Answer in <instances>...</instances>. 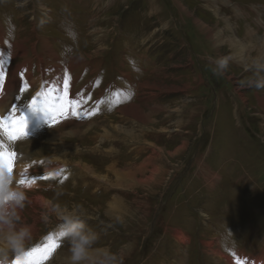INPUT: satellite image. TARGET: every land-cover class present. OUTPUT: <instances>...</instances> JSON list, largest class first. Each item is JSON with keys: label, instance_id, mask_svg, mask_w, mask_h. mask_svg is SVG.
<instances>
[{"label": "rangeland", "instance_id": "obj_1", "mask_svg": "<svg viewBox=\"0 0 264 264\" xmlns=\"http://www.w3.org/2000/svg\"><path fill=\"white\" fill-rule=\"evenodd\" d=\"M222 3L0 0L5 80L29 59L38 82L31 85L23 70H17L16 91L5 109L0 102V118H12L0 122V151L24 154L20 165L35 161L29 172L36 176H28L29 186L22 187L27 200L20 213L32 227L29 252L56 245L40 258L36 255L37 264L57 263L62 252L69 255L67 242L58 236V221L43 219L46 203L38 198L82 205L87 224L100 234L99 245L124 248L123 264H229L230 258L232 264H242L243 255L248 262L264 258V104L258 100L264 98V88L239 86L249 76L240 61L243 51L254 55L264 49V0ZM69 27L74 40L67 35ZM246 27L254 29L252 38ZM183 38L186 47L181 46ZM24 39L13 53L10 47ZM24 47V57H16ZM237 51L242 53L219 74L206 65ZM206 53L208 58H202ZM38 55L47 72L43 78ZM70 63L80 65L71 69ZM202 73L207 76L199 84L195 81ZM208 83L211 88H204ZM9 84L14 87L12 80ZM93 87L98 93L90 94ZM233 89L240 96L234 97ZM34 98L36 110L28 104ZM69 101L73 118L64 110ZM130 105L149 112V122L122 114ZM51 111L56 123L42 122ZM69 119L79 122L75 127L84 134L64 137L72 127L64 122ZM113 123L133 129L138 137L121 134L109 125ZM104 125L111 133L101 141L96 135ZM62 139L78 144V150L63 154L57 147ZM16 165L14 159L13 173ZM122 168L137 178L149 176L148 181L130 179L116 186L123 182L116 178ZM112 198L122 207L114 216L106 213ZM182 235L185 242L179 240Z\"/></svg>", "mask_w": 264, "mask_h": 264}, {"label": "clouds", "instance_id": "obj_2", "mask_svg": "<svg viewBox=\"0 0 264 264\" xmlns=\"http://www.w3.org/2000/svg\"><path fill=\"white\" fill-rule=\"evenodd\" d=\"M66 32L69 38H76V33L70 27ZM236 58L233 55L216 57L213 71L219 74ZM240 61L249 76L239 86L264 88V51L253 55L244 50ZM26 200L27 195L16 184L13 172L0 162V264H12L13 259L26 264L28 260L32 227L23 222L20 215ZM52 218L60 225L59 238L67 242L68 264H123L124 248L113 250L109 246L99 245L100 234L87 224L82 205L50 199L45 204L43 219L48 221Z\"/></svg>", "mask_w": 264, "mask_h": 264}, {"label": "bare ground", "instance_id": "obj_3", "mask_svg": "<svg viewBox=\"0 0 264 264\" xmlns=\"http://www.w3.org/2000/svg\"><path fill=\"white\" fill-rule=\"evenodd\" d=\"M221 2H223L224 4H229L228 3V0H220ZM222 3V4H223ZM214 8V7H213ZM241 11V9L239 8V6H235V12L236 13H239ZM222 20V19H221ZM248 22V21H247ZM197 25L199 26V31H204L203 30V26L202 25H200L199 23H197ZM247 25V24H246ZM249 27V26H248ZM248 27H246L245 29H247L246 31V33H247V35H248V37H250V38H252L251 37V35H254L253 34V28H248ZM256 34V33H255ZM264 35V34H263ZM216 36L217 35H208L207 34V37H211L213 40H215L216 39ZM219 36V35H218ZM222 36V35H221ZM264 37V36H263ZM262 37V38H263ZM210 38V39H211ZM223 38V37H222ZM250 38H248V40L247 41H250L251 42V40H250ZM262 38H260L259 37V39H262ZM3 39H4V31H3V29H1L0 30V48H1V45L3 44ZM20 40V39H19ZM25 40H27V39H24V40H21V41H18V43L17 42H15L11 47H10V49H11V51L14 53V51H15V45L17 44H21L22 42H24ZM29 40V39H28ZM235 40H237V42L239 43V44H242L238 39H236L235 38ZM218 41V40H217ZM220 41H222V39L220 40ZM219 41V42H220ZM229 41H231V39L229 40ZM233 41V40H232ZM41 42V41H40ZM212 42V41H211ZM237 42L235 43V44H237ZM249 42V43H250ZM48 44V41H44V45H46V49H47V52L49 53V54H52V48H50L49 47V44ZM232 44V43H231ZM218 45V43H215L214 44V46H215V48H216V46ZM234 45V44H233ZM249 46H251V44H249L248 45V47ZM255 46V45H254ZM243 49H245L244 48V46H241ZM247 47V46H246ZM25 48L26 47H24V48H21L18 52H16V57H19V56H22V57H24V55H25ZM45 48V47H44ZM234 48V50H236L235 48V46L233 47ZM253 48V47H252ZM52 49V50H51ZM258 49V48H257ZM262 49V48H261ZM260 49V51H264V49H262L261 50ZM2 51H3V57H2V59L0 60V71H2V67L4 66V64H5V60H6V56H5V54H6V47H5V49L4 48H2L1 49ZM54 51V50H53ZM257 51H259V50H257ZM46 52V51H45ZM45 52L43 53V54H45ZM242 52H239V51H237L236 53H234L235 55H233V56H239V54H241ZM39 54V53H38ZM47 56H48V54H47ZM53 56V55H52ZM13 57H14V55H13ZM241 57V56H240ZM42 58L43 57H41V55H38V60H39V65H40V71H41V73H42V76H41V78H43L46 74H47V72H44L45 70L43 69V63H42ZM55 59V58H54ZM30 62H32L31 60H29V59H27L24 63H22V64H17L16 66H15V68L12 70V72H11V77L12 78H8V79H6L5 80V86H4V91L3 92H0V102H1V104H2V107H4V109L6 108V105H7V101L10 99V97L12 96V93H14L16 90H15V88L18 86V78L16 77V76H13V75H16L17 74V70H23V73L26 75V77H27V79L30 81V84L32 85V84H37L38 82H37V80L36 79H34V76L32 75V72L30 71V67H31V63ZM238 64V63H237ZM77 65H80L79 63H70V66H69V68H71V69H74ZM48 67V66H47ZM43 69V70H42ZM62 73V72H61ZM63 74V73H62ZM51 78H49V80H50ZM10 80H12V82H13V85H14V87L11 85V84H9L8 86H7V84L9 83V81ZM149 80V79H148ZM40 81V80H39ZM37 82V83H36ZM40 84V83H39ZM7 86V87H6ZM51 84H50V86L49 87H47L46 89H47V91H48V93L50 92V89H51ZM47 91L46 92H44V93H47ZM77 92V91H76ZM43 93V92H42ZM41 93V94H42ZM79 93V92H78ZM3 94V95H2ZM10 94V95H9ZM1 95H2V97H1ZM56 96L55 95H53L52 96V99L53 98H55ZM61 97H62V95H61ZM264 98H260V97H258V100H259V103L261 104V105H263L264 104V100H263ZM71 100V99H70ZM65 101H66V98H65ZM28 104L30 105V107H32V109H34V110H36V108H37V106H33V103H30V102H28ZM70 105H71V102L69 101L68 103H67V105H65L64 106V110L66 111V115L68 116V117H70V118H73V116L75 117L76 115H74V114H71V113H69L68 112V110H69V108H70ZM237 107V106H236ZM54 109H56V112L58 111V109H59V102H57V104H55V107H54ZM24 110H25V108H24ZM128 110H130V111H128ZM2 111H3V109H2ZM52 111H53V109H52ZM51 111V113H48L47 114V116H45L44 117V119L42 120V122L43 121H48V120H52V116L54 115L53 114V112ZM122 114H124V115H129V116H131V117H134L135 119H137V120H140V121H142V122H144V121H147L148 119L150 120V118H149V116H150V114H149V112H147V113H145V112H141V110H139L138 109V107L137 106H134V105H130V106H126V107H124L122 110ZM87 111H85V113H86ZM27 114V113H26ZM59 114V113H58ZM76 114V113H75ZM239 117H240V115H239ZM129 119H130V122L132 121V119L130 118V117H128ZM151 119H152V117H151ZM8 121V120H7ZM6 121V122H7ZM134 121V120H133ZM153 121H154V119H153ZM41 122V123H42ZM66 124H68V125H71L72 127H68V129H66V130H70V131H66V132H64V133H62V135L64 136V137H73V138H76V136L77 135H81V134H84V132L85 131H80V130H77L78 129V127H75V125L76 126H79V122H77V121H72V120H70L69 119V121H67V120H65L64 121ZM147 122H149V121H147ZM9 123V122H8ZM8 123L6 124L8 127H9V125H8ZM109 123H111V122H109ZM64 124V123H63ZM89 125V124H88ZM110 126H112V127H114L117 131H119V132H121V134H127L128 136H132V138H133V136H135L136 138L138 137V135H135L134 134V130L133 129H125L124 127H120V126H118L116 123H113V124H109ZM133 125V124H132ZM13 132H16L17 130H14V129H12L11 127H9ZM70 128V129H69ZM32 132V131H31ZM111 132L107 129V125H104V126H102V132L100 133V134H98V135H96V136H98L99 137V140H103V139H106L107 138V136H109V134H110ZM29 134H31V133H29ZM64 137H63V139H64ZM60 139V138H59ZM61 140L60 141V143L59 144H57V147H59L60 148V151L64 154V153H68V152H73V151H77L78 150V144H68V143H66L64 140ZM143 139V138H142ZM145 140V139H144ZM143 141V140H142ZM147 141V140H146ZM59 142V141H58ZM53 143V142H52ZM57 143V142H56ZM127 143V142H126ZM146 143V142H145ZM33 144V143H32ZM31 144V145H32ZM128 144V143H127ZM140 144H142V143H140ZM185 146V144H182V146L181 147H184ZM34 147V146H33ZM32 147V148H33ZM54 147H56V146H54ZM53 147V148H54ZM146 147V146H145ZM181 147H178V148H180L181 149ZM98 148H100V145H97V146H95L93 149H95V151H96V149H98ZM158 148V147H157ZM175 149H177V148H175ZM180 149L179 150H176V152L174 151L173 153L174 154H178L179 153V151H180ZM160 150H161V148H160ZM59 151V150H58ZM16 154H15V156H14V159L16 160V163H17V165L14 167V171L16 170V172H14L13 174L14 175H17L16 176V184L20 187V188H22L23 187V189L24 188H27L29 185V182H27V180H28V176H30V177H32V176H36L35 175V173H31V172H29L30 171V164H32V163H35V161H32L30 164H26L25 163V165H20V161L22 160V159H26L25 158V155L23 154V156H22V154L21 153H19V152H15ZM56 153V152H55ZM78 153V152H77ZM62 154V155H63ZM173 154V155H174ZM152 155V154H151ZM150 158V157H149ZM0 159H2V157H0ZM41 159V158H40ZM58 159V158H57ZM157 159V158H156ZM155 159V160H156ZM66 160V159H65ZM159 160V159H158ZM23 161V160H22ZM22 161H21V163H22ZM38 161H40V160H38ZM42 161V160H41ZM68 161V160H67ZM29 163V162H28ZM77 163V162H76ZM140 163V162H139ZM194 163V162H193ZM24 164V163H23ZM71 164V163H70ZM78 164V163H77ZM35 165V164H34ZM44 165V164H43ZM159 165V164H158ZM32 166V165H31ZM137 167V166H136ZM131 168V167H130ZM32 169V168H31ZM86 169H87V172L89 171V170H91V168H89V167H86ZM111 171H114V165H111ZM49 170V169H48ZM95 170V169H94ZM140 170V169H139ZM132 171V170H131ZM160 171V170H159ZM162 171V170H161ZM174 171V170H173ZM49 172V171H48ZM134 172H135V170H134ZM144 172V171H143ZM154 172V171H153ZM21 173H23V177L21 176ZM41 173H42V171H41ZM46 173V172H45ZM160 173V172H159ZM49 174V173H48ZM66 174V173H65ZM114 174V173H113ZM135 174V173H134ZM133 173H131L130 171H129V169H119L118 171H117V173H116V178H118V181L119 180H123V182H116L115 184H116V186H117V184H122V183H126L127 184V181H130V179H132V180H137L139 183H143V184H145L147 181H148V177H144V178H140V177H136L135 175H134ZM68 175V174H67ZM106 175V174H105ZM134 175V176H133ZM156 176V175H155ZM174 176V175H173ZM81 177V176H80ZM84 177V176H83ZM82 177V178H83ZM107 177V176H106ZM105 177V178H106ZM18 178V179H17ZM25 179V183H24V185L22 186L20 183H19V181L21 180V179ZM42 178V177H41ZM115 178V177H114ZM107 180H109L110 178L109 177H107L106 178ZM161 179V178H160ZM163 179V178H162ZM76 180V179H75ZM112 180V179H111ZM168 181H170V179H168ZM109 182V181H108ZM151 182V181H150ZM157 182V181H156ZM181 182V181H180ZM166 183V182H165ZM111 184V183H110ZM115 186V187H116ZM120 186V185H119ZM126 189H127V186H126ZM130 189V188H129ZM41 197V196H40ZM115 199L116 198H112V200L109 202V204H108V209H106L107 210V214H110V215H112V213L113 212H119V211H121V209H122V207H120L119 205H116V201H115ZM39 203H46L42 198H38V200H37ZM113 204L114 205H116V208L113 206ZM121 213V212H120ZM120 215V214H119ZM121 216H123V215H121ZM120 216V217H121ZM35 226V225H34ZM53 232V231H52ZM185 236H181V237H179V240L180 241H182V242H185V238H184ZM187 238V237H186ZM44 243V242H43ZM128 244V243H127ZM130 244V243H129ZM47 246V244H44V245H42V246H38L36 249L37 250H39V251H37L36 252V254H35V257H36V255H37V258H40V256H42V253H44V251H43V249L45 248ZM128 255V254H127ZM130 255V254H129ZM128 255V256H129ZM215 255H218V252H215ZM214 255V256H215ZM221 255V254H220ZM240 255V254H239ZM242 256V255H241ZM241 262H242V264H264V258H261V259H257V257L256 258H254L252 261H250V262H248L247 260H246V257H244V255L242 256V258H241ZM229 264H232V260H231V258H230V260H229V262H228ZM53 264H68V257H66V253L65 252H62V254L60 255V258L57 260V263H53Z\"/></svg>", "mask_w": 264, "mask_h": 264}, {"label": "snow or ice", "instance_id": "obj_4", "mask_svg": "<svg viewBox=\"0 0 264 264\" xmlns=\"http://www.w3.org/2000/svg\"><path fill=\"white\" fill-rule=\"evenodd\" d=\"M6 71H0V92H3L4 91V86H5V78H6ZM21 76L23 77V74H21ZM67 80H65V85L67 86ZM21 91H23V89H21ZM35 102V98L33 99V102H30V103H34ZM13 111H15V109H13ZM11 117H8V118H0V122H3L4 120H8V121H11ZM21 124L25 123V119L24 118H21V121H20ZM56 123V120L55 118H53L51 121H50V124H54ZM22 134L23 131H22ZM10 138L12 139H15L14 136H10ZM3 144L0 143V149H3ZM14 156H15V153H11V152H6V151H0V157H2V159H0V162H2L3 164H5L8 168V170L11 172L13 170V161H14ZM57 175H59V173H57ZM21 176L23 177V173H21ZM44 179H47L48 177H42ZM67 177H64V179H66ZM26 181L25 179H21L19 181L20 184H24ZM54 247H56V245L54 244H49L47 245L43 251L44 252H49L51 251ZM39 251L37 249H33L32 251H30L27 255H28V260L26 262V264H37V261L35 259V254L36 252ZM13 264H20L19 260H15L13 261Z\"/></svg>", "mask_w": 264, "mask_h": 264}, {"label": "crops", "instance_id": "obj_5", "mask_svg": "<svg viewBox=\"0 0 264 264\" xmlns=\"http://www.w3.org/2000/svg\"><path fill=\"white\" fill-rule=\"evenodd\" d=\"M256 27H258V25H256ZM181 46H182V45H181ZM183 47H184V46H183ZM184 49H185V48H184ZM204 57H205V58H208V57H207V53H206V56H204ZM206 65H207V66L214 67V64H213V63L206 64ZM162 69H163V67H162ZM202 77H203V76H202ZM202 77H200V78H199L197 81H195V82H197V83H199V84H200L201 82H204L203 79H202ZM209 83H211V82L209 81ZM209 83H208L207 85L203 84V85H205L204 88H207V87H208V88H211L212 84H209ZM194 91H195V90H194ZM230 92L233 93L234 97H237L238 95L240 96V94H239L240 92H239L237 89H233V90L230 91ZM193 93H194L193 91L190 92V94H193ZM247 93H248V91H244V94H243V95H245V94H247ZM254 97H255V96H254ZM237 102H239V101H236V103H237ZM243 102H245L244 99H243ZM243 105H244V104H243ZM115 214H116V213H115ZM115 214H114V215H115ZM114 215H112V216H114Z\"/></svg>", "mask_w": 264, "mask_h": 264}]
</instances>
